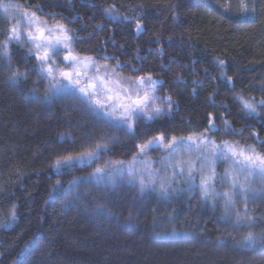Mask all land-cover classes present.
<instances>
[{
  "label": "trees",
  "instance_id": "1",
  "mask_svg": "<svg viewBox=\"0 0 264 264\" xmlns=\"http://www.w3.org/2000/svg\"><path fill=\"white\" fill-rule=\"evenodd\" d=\"M15 2L30 10L39 6L43 17L52 20L55 14V20L75 29L74 47L81 55L116 66L126 76L151 74L160 82L158 95L171 96L174 107L170 115L141 122L136 137H129L70 99L45 100L48 85L32 70L35 57L25 61L28 47L14 45L13 68L27 71L28 79L14 85L0 69V220L5 221L0 225V264H264L258 250L233 246L239 235L223 218L222 202L215 209L201 207L198 190L163 200L155 193L141 197L138 185H82L81 193L89 187L91 193L61 203L64 197L52 185L60 180L70 187L74 176L86 177L94 165L59 174L51 167L58 155L88 151L104 142L101 137L117 142L99 154L100 164L129 161L137 143L161 132L171 137L204 131L209 113L220 129L214 138L264 151L252 135L256 132L264 141V112L248 116L236 98L264 96V0L248 1L254 16L241 14L240 0ZM106 8H113L119 19L107 18ZM225 119L233 132L243 129V135L225 132ZM12 204L18 206L15 221L8 217ZM249 207L264 214V202ZM261 228L264 222L256 226Z\"/></svg>",
  "mask_w": 264,
  "mask_h": 264
},
{
  "label": "snow or ice",
  "instance_id": "2",
  "mask_svg": "<svg viewBox=\"0 0 264 264\" xmlns=\"http://www.w3.org/2000/svg\"><path fill=\"white\" fill-rule=\"evenodd\" d=\"M239 7L242 15H249L246 0H240ZM227 11L229 7L224 8V12ZM104 12L109 19H119L113 8H106ZM251 14H255L254 6ZM42 15L43 9L39 6L30 10L27 4L0 0V69L8 73L6 80L17 86L27 81V71L13 68V46L23 48L27 45L25 61L35 57L32 70L38 80L48 85L45 100L70 99L106 127L120 129L129 137H136V128L141 122L148 124L171 114L174 107L172 97L157 95L156 85L160 82L151 74L123 77L116 73V66L109 69L107 64H99L92 56H82L74 47L76 30L55 20V14L51 24L42 19ZM123 19L127 21L129 17ZM136 30H142L139 20ZM219 65L223 67L224 61H219ZM224 75L222 72L221 78ZM227 82L233 83L230 77ZM261 92L264 93V83L261 84ZM236 98L246 115L259 117L264 112V96L256 99L239 94ZM33 99L40 98L34 96ZM214 120L209 113L208 126L204 131H194L187 136L168 137L161 132L137 143L129 161L106 162L95 167L86 177L74 176L68 182L70 187L65 188L57 180L52 188L63 195L61 203H71L90 194V187L88 192L81 193L82 185L111 188L138 185L141 197L155 193L163 200L173 199L181 192L198 190L201 207L215 209L222 202L223 218L239 235L233 246L241 250H258L264 256V228L256 230L257 224L264 222V214H258L256 207H249L250 204L264 202V151L239 140L214 138V134L220 131ZM223 123L225 132L243 135V129L233 132L231 122L225 119ZM252 135L264 144V141H259L258 133L253 132ZM101 140L104 142L96 143L88 151L58 155L51 167L59 174L81 164L90 166L101 152L108 151L109 145L117 142L115 137H101ZM156 148L164 152L157 162L162 164V168L153 167L151 157L145 159L149 150ZM221 163L226 167L223 172H218ZM161 172L165 175L159 176ZM174 182L182 183L183 188H172ZM17 210L18 206L12 204L8 213L10 220L18 219ZM98 210L102 211L103 205H99ZM4 223L0 220V225Z\"/></svg>",
  "mask_w": 264,
  "mask_h": 264
},
{
  "label": "rangeland",
  "instance_id": "3",
  "mask_svg": "<svg viewBox=\"0 0 264 264\" xmlns=\"http://www.w3.org/2000/svg\"><path fill=\"white\" fill-rule=\"evenodd\" d=\"M248 1L249 0H246V2H247V4H248V8L250 9L251 7H250V5H249V3H248ZM251 10V9H250ZM249 10V15H250V13H251V11ZM39 15V14H38ZM248 15V16H249ZM42 19H47L48 20V22L51 24V23H53L54 21H53V19L52 20H50V19H48V18H46V17H43L42 16ZM61 22V21H60ZM27 46V45H26ZM28 47V46H27ZM82 56H85V55H82ZM61 59H62V55H61ZM97 60V59H96ZM97 62L99 63V64H101V65H104V64H107L108 66H109V69H111L112 68V66L111 65H109L107 62H104V63H102V62H100V61H98L97 60ZM116 73L117 74H119L120 76H123V77H129V75H124V74H122V73H120L117 69H116ZM134 78V77H133ZM156 92H157V90H156ZM157 95H158V93H157ZM159 102V101H158ZM164 155V152L161 150V149H159V148H156V149H152V150H149V152L146 154V157H145V159L146 158H148V157H151L152 158V160H153V167H156V168H162V164H160V163H157L158 161H160V159H161V156H163ZM100 160H95L93 163H91V165L90 166H93L94 165V168L95 167H97V166H102V165H104L106 162H104L103 164H100ZM109 164H111L112 162H115V161H112V160H108L107 161ZM127 162V161H126ZM87 163H85V164H81V165H86ZM226 167V165L225 164H223V163H221L219 166H218V168H217V171L218 172H223V170H224V168ZM163 175H165V173L164 172H161V173H159V176H163ZM197 182H198V180H197ZM171 187L172 188H183V184L182 183H180V184H177V183H173L172 185H171ZM221 191L223 190V189H220Z\"/></svg>",
  "mask_w": 264,
  "mask_h": 264
}]
</instances>
